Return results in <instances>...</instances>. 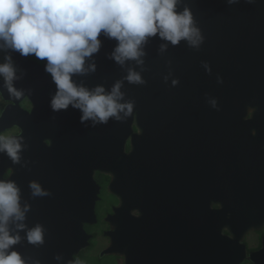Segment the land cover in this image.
<instances>
[{
	"label": "flooded vegetation",
	"instance_id": "flooded-vegetation-1",
	"mask_svg": "<svg viewBox=\"0 0 264 264\" xmlns=\"http://www.w3.org/2000/svg\"><path fill=\"white\" fill-rule=\"evenodd\" d=\"M100 39L96 71L74 78L110 88L118 79L109 58L117 42ZM12 56L24 73L16 87L26 95L20 100L8 99L6 91L0 95V134L22 135L27 146L20 164L0 154V175L15 180L31 204L29 226L43 210L50 217L42 216V225L83 226L90 239L71 264H178L181 196L189 197L194 226H216L227 236V226L233 229L235 246L220 240L203 256L227 264L264 260V90H257L256 109L239 119L237 144L214 146L210 116L181 121L175 111L158 113L156 143H150L132 115L86 127L71 106L53 112L49 100L55 85L44 62L18 52ZM124 92L130 99L128 88ZM227 164L236 168L228 171ZM85 169L92 170L97 196L94 216L86 222L79 215ZM33 179L51 195L33 198L28 187ZM52 188L59 189L53 201ZM227 197L240 199L235 215L223 209ZM14 247L20 251V243Z\"/></svg>",
	"mask_w": 264,
	"mask_h": 264
},
{
	"label": "clouds",
	"instance_id": "clouds-1",
	"mask_svg": "<svg viewBox=\"0 0 264 264\" xmlns=\"http://www.w3.org/2000/svg\"><path fill=\"white\" fill-rule=\"evenodd\" d=\"M229 5L240 0H226ZM254 3L255 0H246ZM182 0H0V95L20 100L26 95L16 87L23 76L12 52L23 57L34 56L44 62V71L55 85L49 106L53 112L79 110L80 122L86 127L107 124L110 119L122 121L132 115L135 102L125 99L122 91L129 84L146 83V46L150 39L163 41L158 51L169 45L186 42L198 49L204 41L193 12ZM101 35L117 43L109 54L125 74L110 88L103 84L89 87L83 80L96 71L95 54L102 46ZM137 66L139 70H137ZM205 70L211 72L204 62ZM168 81V76L164 77ZM223 83L222 77H217ZM172 86L179 83L172 79ZM211 104L216 107V100ZM255 135V131H253ZM22 135L0 134V154L12 164H20L26 148ZM28 187L33 198L51 195L38 180H30ZM31 204L23 199L20 186L13 179L0 175V264H40L37 259L25 257L15 245L26 240L31 245L45 242V229L40 223L29 226L27 214ZM57 261L62 257L57 254Z\"/></svg>",
	"mask_w": 264,
	"mask_h": 264
},
{
	"label": "water",
	"instance_id": "water-1",
	"mask_svg": "<svg viewBox=\"0 0 264 264\" xmlns=\"http://www.w3.org/2000/svg\"><path fill=\"white\" fill-rule=\"evenodd\" d=\"M185 5L192 10L204 41L198 49L181 41L179 45H169L165 52H159L163 41L149 40L142 73L146 83L134 85L125 81L122 88V91L128 88L130 99L135 102L132 119L140 122L139 133L149 138L146 142L156 143L154 123L160 111H175L181 121L193 120L195 115L204 120L208 115L212 144H237L240 142L238 121L246 111L256 109L257 90H264V0L254 3L240 0L232 5L226 0H182L178 7L182 10ZM204 62L211 72L205 70ZM115 70L118 79L126 72V68L116 63ZM165 76H168L167 82ZM218 76L222 77L223 83L217 82ZM172 79H178L179 83L172 86ZM212 99L216 100V107L212 106ZM145 121L149 122L148 131L143 129ZM223 168L232 171L236 166L227 164ZM87 169L84 170L79 204V215L84 222L94 216L97 198L92 170ZM58 190L52 188V201ZM239 201V198L227 197L222 202L223 209L235 215ZM43 212L38 213L36 223L42 216L50 217V212ZM193 215L189 197L181 196L178 264H227V261L208 258V254L203 256V251L219 247L220 240L235 246L231 244L235 240L233 229L227 226L230 233L227 236L216 226H194ZM43 225L45 242L42 245L20 242V252L25 257L39 260L40 264H71L73 256L88 245L90 236L81 225ZM262 251L264 255V249ZM57 254L62 257L59 261L55 259ZM225 255L227 257V253ZM257 264H264V260Z\"/></svg>",
	"mask_w": 264,
	"mask_h": 264
}]
</instances>
